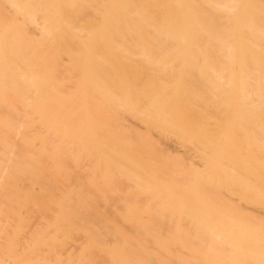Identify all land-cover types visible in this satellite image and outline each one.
<instances>
[{
	"label": "bare ground",
	"instance_id": "obj_1",
	"mask_svg": "<svg viewBox=\"0 0 264 264\" xmlns=\"http://www.w3.org/2000/svg\"><path fill=\"white\" fill-rule=\"evenodd\" d=\"M0 264H264V0H0Z\"/></svg>",
	"mask_w": 264,
	"mask_h": 264
}]
</instances>
